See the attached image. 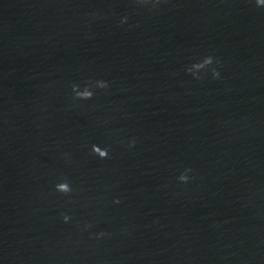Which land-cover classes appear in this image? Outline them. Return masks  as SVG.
I'll list each match as a JSON object with an SVG mask.
<instances>
[{
	"label": "water",
	"instance_id": "95a60500",
	"mask_svg": "<svg viewBox=\"0 0 264 264\" xmlns=\"http://www.w3.org/2000/svg\"><path fill=\"white\" fill-rule=\"evenodd\" d=\"M0 264H264V7L0 0Z\"/></svg>",
	"mask_w": 264,
	"mask_h": 264
},
{
	"label": "clouds",
	"instance_id": "9594fccd",
	"mask_svg": "<svg viewBox=\"0 0 264 264\" xmlns=\"http://www.w3.org/2000/svg\"><path fill=\"white\" fill-rule=\"evenodd\" d=\"M140 3L142 4H151L153 7H155L158 3H159V0H139ZM255 5L257 7H264V0H255ZM127 19V17H122L121 18V23H123L125 20ZM214 63V57L211 56V55H208V56H205L199 64L195 65L196 67H203L204 65H213ZM216 63H219L218 60H216ZM212 76L215 78V77H218L219 76V71L213 67L212 68ZM200 77H198L197 79H199ZM100 86L101 87H107V82L106 81H103L100 83ZM78 96V98L80 99H89L91 98V93H87V94H80V93H77L76 94ZM191 171V169L189 168H185L180 174L179 176L177 177V179L180 181V182H187L189 179H190V176L188 175V173ZM55 190L58 191V192H64V191H68L69 188L67 186V184L65 183V187L64 188H61L60 187V183H56L55 184ZM70 219V217L68 215H63V220L65 222H68ZM98 235H104V233H99Z\"/></svg>",
	"mask_w": 264,
	"mask_h": 264
}]
</instances>
